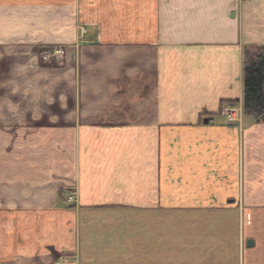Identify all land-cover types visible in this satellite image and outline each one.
<instances>
[{"label":"crops","instance_id":"0c3cea01","mask_svg":"<svg viewBox=\"0 0 264 264\" xmlns=\"http://www.w3.org/2000/svg\"><path fill=\"white\" fill-rule=\"evenodd\" d=\"M263 45L264 0H0V264H264Z\"/></svg>","mask_w":264,"mask_h":264},{"label":"trees","instance_id":"16d2710c","mask_svg":"<svg viewBox=\"0 0 264 264\" xmlns=\"http://www.w3.org/2000/svg\"><path fill=\"white\" fill-rule=\"evenodd\" d=\"M42 50L36 49L35 52L40 54ZM39 66L57 67L55 63L46 64L42 60H39ZM242 109L255 123H264V45L243 48Z\"/></svg>","mask_w":264,"mask_h":264},{"label":"built area","instance_id":"2783aa9c","mask_svg":"<svg viewBox=\"0 0 264 264\" xmlns=\"http://www.w3.org/2000/svg\"><path fill=\"white\" fill-rule=\"evenodd\" d=\"M64 51L63 49H53V51L50 53V57L53 59L58 60L59 57H63ZM225 113L227 117V121L229 124H237L241 125V118H242V108L240 106L236 105H228L225 108ZM75 201V197L70 194L66 197V202L69 204H73Z\"/></svg>","mask_w":264,"mask_h":264},{"label":"rangeland","instance_id":"374dc122","mask_svg":"<svg viewBox=\"0 0 264 264\" xmlns=\"http://www.w3.org/2000/svg\"><path fill=\"white\" fill-rule=\"evenodd\" d=\"M53 49H57V48H47V49H43L42 52L40 54H37L38 59L42 60V62L46 63V64H50V63H55L58 66L62 65V62L64 61V58L66 56V54L64 53L63 57H59L58 60L53 59L50 57V53L53 51ZM58 49H61L60 47ZM242 108V106H241ZM242 113H243V109H242ZM141 217V216H140ZM177 261H173L172 263H176ZM154 264H163V261H155Z\"/></svg>","mask_w":264,"mask_h":264},{"label":"water","instance_id":"95a60500","mask_svg":"<svg viewBox=\"0 0 264 264\" xmlns=\"http://www.w3.org/2000/svg\"><path fill=\"white\" fill-rule=\"evenodd\" d=\"M247 246L251 247V246H252V242L249 241V242L247 243Z\"/></svg>","mask_w":264,"mask_h":264}]
</instances>
